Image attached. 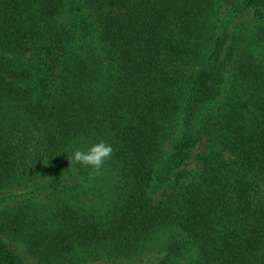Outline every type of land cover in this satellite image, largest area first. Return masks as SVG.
Segmentation results:
<instances>
[{
	"label": "trees",
	"instance_id": "obj_1",
	"mask_svg": "<svg viewBox=\"0 0 264 264\" xmlns=\"http://www.w3.org/2000/svg\"><path fill=\"white\" fill-rule=\"evenodd\" d=\"M36 181L0 264H264V0H0V191Z\"/></svg>",
	"mask_w": 264,
	"mask_h": 264
},
{
	"label": "rangeland",
	"instance_id": "obj_2",
	"mask_svg": "<svg viewBox=\"0 0 264 264\" xmlns=\"http://www.w3.org/2000/svg\"><path fill=\"white\" fill-rule=\"evenodd\" d=\"M227 15L225 8L222 10V17ZM200 150V147L195 149V154ZM191 160V161H190ZM189 168H197L196 162L194 159L189 158L187 163ZM39 181L27 183L21 187H15L8 190L0 191V210L4 207L17 204L23 201H43L48 193L42 189H38ZM95 201V200H94ZM172 233V229L162 230V232L158 233L154 236V240L151 243L150 248H147L149 252L155 251L157 248L160 247L161 243ZM8 243L19 253L21 258L24 260L26 264H37L36 260L31 257L22 244L8 240ZM148 255L140 258V260H146ZM131 262L123 261V260H98L88 264H127Z\"/></svg>",
	"mask_w": 264,
	"mask_h": 264
},
{
	"label": "clouds",
	"instance_id": "obj_3",
	"mask_svg": "<svg viewBox=\"0 0 264 264\" xmlns=\"http://www.w3.org/2000/svg\"><path fill=\"white\" fill-rule=\"evenodd\" d=\"M115 153L114 147L106 142L100 140L91 144L86 150L75 149L74 152L69 155L70 167L72 165H79L83 168H90L92 171L90 175H100L104 169L105 164L111 160Z\"/></svg>",
	"mask_w": 264,
	"mask_h": 264
}]
</instances>
